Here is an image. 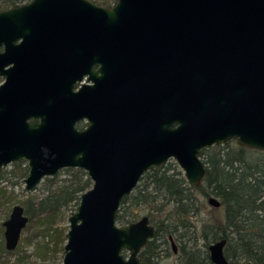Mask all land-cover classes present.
I'll return each instance as SVG.
<instances>
[{
	"label": "water",
	"instance_id": "water-1",
	"mask_svg": "<svg viewBox=\"0 0 264 264\" xmlns=\"http://www.w3.org/2000/svg\"><path fill=\"white\" fill-rule=\"evenodd\" d=\"M0 46V172L26 160V192L69 168L91 182L67 218L60 264H138L154 229L116 215L150 169L171 159L197 187L201 150L233 140L264 152V0H30L0 11ZM92 64L90 101V89L71 88ZM27 222L13 206L6 251ZM224 245L207 246L211 264H228Z\"/></svg>",
	"mask_w": 264,
	"mask_h": 264
},
{
	"label": "trees",
	"instance_id": "trees-1",
	"mask_svg": "<svg viewBox=\"0 0 264 264\" xmlns=\"http://www.w3.org/2000/svg\"><path fill=\"white\" fill-rule=\"evenodd\" d=\"M28 1L0 0V11ZM94 4L108 5L105 1ZM200 157L205 173L197 187L189 186L177 169L159 166L144 173L132 192L123 198L116 223L133 222L136 211L130 210L131 207L142 206L154 229L151 240L138 255L139 264H156L157 242L166 243L168 236L179 244L182 264H195L193 260L211 264L206 247L221 239L225 240L223 254L228 264H264V152L228 141L223 146L201 150ZM68 171L72 172L68 180H59L57 176L45 178L54 188L34 203L25 204L23 211L28 218L25 230L43 219L51 222L70 205L77 206L79 196L90 187V181L80 170H62L66 174ZM3 193L0 190V195ZM196 194L216 199L219 208L212 211L218 212L219 217L211 222L192 220L198 210ZM64 233L63 229H51L48 241L38 249L45 253L50 244L52 252H61ZM33 236L23 239L24 243ZM198 242L201 250L196 248Z\"/></svg>",
	"mask_w": 264,
	"mask_h": 264
},
{
	"label": "rangeland",
	"instance_id": "rangeland-1",
	"mask_svg": "<svg viewBox=\"0 0 264 264\" xmlns=\"http://www.w3.org/2000/svg\"><path fill=\"white\" fill-rule=\"evenodd\" d=\"M89 1L92 3H95L97 1H105L108 4L107 6L109 7L112 6L115 2V0ZM161 166L164 168H175L180 171L176 163L171 159L167 160ZM71 173V171H68L66 174L62 172V170H60L55 176H57V179L59 180H68V178H70L68 175H70ZM26 174L27 167L26 163L23 162L19 165H8L0 172V190L4 191V193L0 195V264H60L62 259V251L52 252L50 244L48 245V250H46L45 253H42L41 249L38 248L44 242L48 241V235L51 234V229H63L66 233L68 224L67 218L75 209V207H73L72 205L69 206L70 208L68 210H63L59 215H56L51 222L48 220L45 222L46 219H43L41 223L36 224L34 227L32 226L27 230L23 229L20 233L17 246L13 251L8 252L4 249L2 236L3 227L1 224L5 219H7L11 208L15 205H18L23 209L26 203H34L35 200L41 199L49 192V190L54 188L51 186V184L46 182L44 178L36 185V187L32 191L26 192L23 185V179L26 177ZM196 197L198 201V210L196 211L194 217L191 218L192 220L211 222L216 216L219 217L218 212L212 211V209L206 204L205 197H202L198 194H196ZM130 210L134 212L136 211L133 222L139 220L141 217H146V208L142 206L133 208L131 207ZM127 213L128 212L126 211L125 215ZM120 214H122V212H120ZM161 217H163V214ZM116 224L118 226H124L123 224ZM31 235L35 236L31 237L30 241L24 243L23 239H25L26 237H30ZM158 241L161 243L160 240ZM64 242L65 238L63 244ZM196 248H199L201 250L200 242L197 243ZM155 261L156 264H179V259L176 255H173L170 252L168 244H159V247L157 249V259Z\"/></svg>",
	"mask_w": 264,
	"mask_h": 264
},
{
	"label": "flooded vegetation",
	"instance_id": "flooded-vegetation-1",
	"mask_svg": "<svg viewBox=\"0 0 264 264\" xmlns=\"http://www.w3.org/2000/svg\"><path fill=\"white\" fill-rule=\"evenodd\" d=\"M30 1V0H29ZM28 1V2H29ZM27 3V2H26ZM26 3H23V4H26ZM22 4V5H23ZM19 6V5H18ZM16 7V6H15ZM108 7V6H107ZM19 43V40H17L16 42H15V44H18ZM0 52H2V46H0ZM97 69H98V66L97 65H91L90 67H89V72H87V73H85V74H83L82 76H81V80L78 82V81H75L73 84H72V88H71V91H72V93H77L78 91H79V89L82 87V86H85V87H87L88 89H90V93H91V100L90 101H92L93 99V96L95 95L94 93V95H92V89L95 87V79L97 78V77H99V73L97 72ZM102 79H103V76L101 77ZM3 81H4V79L2 78V77H0V85L3 83ZM102 87L103 86H101V93H102ZM27 122L28 123H31V122H33V120H32V118H29L28 120H27ZM34 122L35 123H39V119H36V120H34ZM86 127V121L85 120H80V121H77L75 124H74V128L77 130V131H81V130H83L84 128ZM26 163V166H27V161L26 160H19V161H17V162H12V163H9L8 165H19L20 163ZM7 165V166H8ZM4 169V168H3ZM148 172V171H147ZM144 175V174H143ZM142 175V176H143ZM141 176V177H142ZM46 178H50V177H46ZM44 179V178H43ZM42 179V180H43ZM139 182V181H138ZM132 192V191H131ZM211 209H213V208H211ZM169 237H170V239H169ZM151 240V239H150ZM149 240V241H150ZM148 242V241H147ZM146 242V243H147ZM157 243H159V244H168L169 245V249H170V252L173 254V255H176L177 256V258L179 259V264H182V258H181V256H180V254L178 253V246H179V244L178 243H176L175 241H174V239L171 237V236H168L167 237V242L165 243V242H163V241H161V243L160 242H157ZM212 243V242H211ZM210 244V243H209ZM208 244V245H209ZM207 245V246H208ZM145 246V245H144ZM143 246V247H144ZM172 246L174 247V251H173V249H172ZM142 247V248H143ZM158 247H159V245H158ZM142 248L140 249V251L142 250ZM224 249V248H223ZM140 251H139V253H140ZM206 251H207V247H206ZM139 253H138V255H139ZM137 255V256H138ZM207 256H208V252H207ZM157 257V256H156ZM181 258V259H180ZM209 260V259H208ZM198 262H199V260L198 261H196V260H193V263H195V264H198ZM138 264H139V260H138Z\"/></svg>",
	"mask_w": 264,
	"mask_h": 264
}]
</instances>
